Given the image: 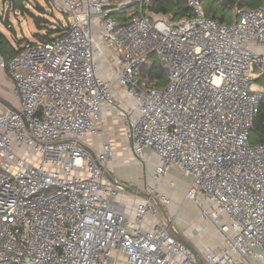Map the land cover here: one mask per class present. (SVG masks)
<instances>
[{
	"label": "built area",
	"instance_id": "obj_1",
	"mask_svg": "<svg viewBox=\"0 0 264 264\" xmlns=\"http://www.w3.org/2000/svg\"><path fill=\"white\" fill-rule=\"evenodd\" d=\"M51 1L68 24L0 61L17 101L0 103V264H112L116 253L129 264H264V141H250L264 97L251 90L264 77V3L237 2L228 23L203 0H186L177 19L149 10L154 0ZM154 60L163 86L150 79ZM105 112L141 160L158 159L132 216L105 174L113 145L95 143ZM172 166L218 232L197 253L172 232L178 212L143 229L162 214L157 203L172 202L160 190L174 186Z\"/></svg>",
	"mask_w": 264,
	"mask_h": 264
},
{
	"label": "rangeland",
	"instance_id": "obj_2",
	"mask_svg": "<svg viewBox=\"0 0 264 264\" xmlns=\"http://www.w3.org/2000/svg\"><path fill=\"white\" fill-rule=\"evenodd\" d=\"M12 2H14L13 6ZM50 2L52 1L0 0V16L3 17V20L0 19V29L8 36L14 47L20 46V42L23 43L25 38L30 41H37L40 39L38 34L46 35L50 32V30L54 29V26H56L54 30H57L58 32V25L63 24L66 26L68 24L67 12L55 9L53 5L54 2H52V4ZM263 3L264 0H244V5L247 7ZM23 5L28 8L29 12L22 9ZM37 5H40L44 10H39ZM203 6L206 10H212L219 15L222 13L225 14L226 22L228 23H231L235 18L234 4L230 8L223 10L221 6H218L217 1L203 0ZM138 9L139 5L127 7L125 10L128 19L133 15V12ZM174 11L175 10L166 14L171 17V14L173 13V19L179 18L175 15ZM36 18L41 21L40 26H38ZM5 21L9 25H6L4 23ZM251 90L253 92L264 93V77L257 78L256 76ZM125 96L126 95L124 93L121 94V98L125 99ZM259 137V133L252 131L250 141L252 143H256L258 142ZM123 156L125 155L122 154L121 157ZM133 157L136 159V161H134L135 163H133V167H131V169L133 168V178L142 183L148 184L149 181H151L155 184L150 173L152 174L155 171L156 157L153 158L150 151H146L145 158L143 160H141L134 152ZM112 160L113 159H110L109 162ZM108 170L111 174L113 173L110 163H108ZM164 180L167 183L174 181V186L170 188L168 185H161L162 187H167L169 189V193H181L178 195V199H174L173 203L169 206L179 214L176 221L177 223L175 224V228L172 232L180 233L196 249H198L202 244H206L207 248L213 246L214 240L218 239L216 235V233H218L217 229L210 225L208 219L199 218L200 209L191 200L184 199V193L191 182L190 177L185 176L177 167L172 166L169 169L168 174L165 175ZM122 191L120 193H123ZM199 225L203 227L202 230L199 229ZM202 236L204 239L201 238ZM120 264H125L124 258L120 260Z\"/></svg>",
	"mask_w": 264,
	"mask_h": 264
},
{
	"label": "crops",
	"instance_id": "obj_3",
	"mask_svg": "<svg viewBox=\"0 0 264 264\" xmlns=\"http://www.w3.org/2000/svg\"><path fill=\"white\" fill-rule=\"evenodd\" d=\"M10 56L9 53H0V61L3 59L9 60ZM12 88L13 81L8 74V69L0 65V103L3 108H13L14 105L17 104V101L12 95ZM104 142H110L114 147L115 157L109 162L113 169V177L131 187L124 188V191H122L123 193H120L117 198L125 203L127 213L132 216L135 214L138 204L147 197V186L154 184L151 181H149L148 184L142 183L133 178V168L131 169V167H133V163H135L134 161H136V159L133 157V150L130 141L125 136L122 123L116 118V116H112L108 112L104 113V119L100 125L99 133L95 137L96 146H100ZM122 154L125 156L121 157ZM152 157L155 158L156 156L152 154ZM155 159L157 162V157ZM160 190L164 191L172 198V202L169 205H163L168 216H170L176 211L169 206L173 203L174 199H178L177 197L181 193H169L167 187H160ZM161 213L162 214L158 215L148 214L143 224V229L145 231L150 230L154 226L162 223L163 217L165 218L162 209ZM201 238H203V236ZM122 258H124L125 264H129L126 256L118 253L113 257L112 264H120Z\"/></svg>",
	"mask_w": 264,
	"mask_h": 264
},
{
	"label": "trees",
	"instance_id": "obj_4",
	"mask_svg": "<svg viewBox=\"0 0 264 264\" xmlns=\"http://www.w3.org/2000/svg\"><path fill=\"white\" fill-rule=\"evenodd\" d=\"M11 1H15V0H11ZM215 1H217L218 6H221V8L223 10L230 8L231 6H233V4L235 5L237 2L240 4V6L247 7L244 5V0H241V1H238V0H215ZM13 4H14V2H12V6H13ZM253 6H256V5H253ZM37 8L39 10H44L40 5H37ZM22 9L24 11L29 12L28 8L25 5H23ZM153 9H154L155 13H162V14H166V13H169V12H172L173 10H175L174 11L175 15H177L178 17H182L183 15H185L189 11L186 0H154L153 1ZM14 10H15V8H14ZM205 11L207 14L213 15L215 18L219 19L220 21L226 22V17H225L226 15L225 14L222 13L221 15H219L216 12H213L212 10H206V9H205ZM0 19L3 20V17L0 16ZM36 22H37L38 26L41 25V21H39V19H37ZM4 23L6 25H9L6 21ZM55 31H56V33H55ZM60 32H61L60 28L58 29V32H57V30L52 29L46 35L38 34V37L40 38L39 40H45L54 34H59ZM24 40H26V38ZM21 43L22 42H20V46L14 47L12 45L11 41L9 40L8 36L0 29V53H2V54H4V53L8 54L9 53L11 55L10 56V58H11L20 51ZM149 72H150V79L155 84H157L158 86H163L164 84H166V82H167L166 71L163 68L162 64L159 62V60H154L152 66L150 67ZM263 95H264V93H263ZM252 131L259 133L260 137L258 139V142L264 141V97H263V100L261 102L260 110H259V112L255 118L254 127H253Z\"/></svg>",
	"mask_w": 264,
	"mask_h": 264
},
{
	"label": "water",
	"instance_id": "obj_5",
	"mask_svg": "<svg viewBox=\"0 0 264 264\" xmlns=\"http://www.w3.org/2000/svg\"><path fill=\"white\" fill-rule=\"evenodd\" d=\"M148 8H149V10H152V8H153V6L152 5H149L148 6ZM93 153V155H95L94 154V151H92ZM105 174L107 175V177L109 178V180L111 181V182H113L115 185H117V186H120V187H122V188H131L129 185H126V184H124V183H122V182H120V181H118V180H116L114 177H113V175L109 172V170L108 169H105ZM158 205H159V207H160V209H162V212H163V214L165 215V219H169V216H168V214H167V212H166V210H165V208L163 207V205L162 204H160V203H157ZM176 235H177V237L181 240V241H183L184 243H186L187 245H189L190 247H192L193 248V250H194V252L195 253H197V249L185 238V237H183L180 233H176Z\"/></svg>",
	"mask_w": 264,
	"mask_h": 264
}]
</instances>
